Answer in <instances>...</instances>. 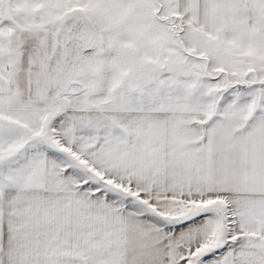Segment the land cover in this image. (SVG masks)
<instances>
[{
  "label": "snow or ice",
  "instance_id": "6c2138e0",
  "mask_svg": "<svg viewBox=\"0 0 264 264\" xmlns=\"http://www.w3.org/2000/svg\"><path fill=\"white\" fill-rule=\"evenodd\" d=\"M0 264H264V0H0Z\"/></svg>",
  "mask_w": 264,
  "mask_h": 264
}]
</instances>
